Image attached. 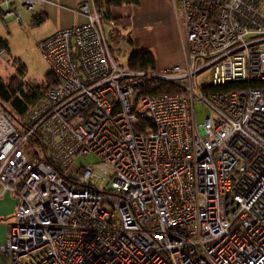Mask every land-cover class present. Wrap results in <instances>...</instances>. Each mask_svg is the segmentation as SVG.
I'll use <instances>...</instances> for the list:
<instances>
[{
  "label": "built area",
  "instance_id": "built-area-1",
  "mask_svg": "<svg viewBox=\"0 0 264 264\" xmlns=\"http://www.w3.org/2000/svg\"><path fill=\"white\" fill-rule=\"evenodd\" d=\"M47 1L0 0V19L27 10L36 25ZM173 3L182 64H119V24L94 0L36 44L59 82L17 118L0 107V196L19 203L10 264H264V0ZM161 80L180 92L146 90Z\"/></svg>",
  "mask_w": 264,
  "mask_h": 264
},
{
  "label": "crops",
  "instance_id": "crops-1",
  "mask_svg": "<svg viewBox=\"0 0 264 264\" xmlns=\"http://www.w3.org/2000/svg\"><path fill=\"white\" fill-rule=\"evenodd\" d=\"M82 2L90 0H49L37 8L39 23L44 28L41 39L61 27L85 21L84 14L75 11ZM109 11L119 24L120 34L113 39L114 48L118 47L117 43L123 44V54L128 50L131 52L132 48L150 50L155 56L157 68L171 63L182 64L183 30L178 24L173 0H137L136 3L111 7ZM18 204V198L13 193L5 192L0 196V245L6 238L8 224L13 221ZM0 264H10L1 251Z\"/></svg>",
  "mask_w": 264,
  "mask_h": 264
},
{
  "label": "rangeland",
  "instance_id": "rangeland-1",
  "mask_svg": "<svg viewBox=\"0 0 264 264\" xmlns=\"http://www.w3.org/2000/svg\"><path fill=\"white\" fill-rule=\"evenodd\" d=\"M264 14V4L261 9ZM23 20L22 23L14 22L11 18L8 19V24L5 26L0 19V39L5 46L7 53L5 58L0 59V76L4 82L11 80L13 85L18 89L22 86L19 85V75H24L29 78V84L38 86L39 90L44 87L46 82L45 76L50 72L49 65L45 58H43L40 50L36 47V44L41 39V35L44 32V28L41 23L33 24L32 14L27 10H22ZM107 30V27H105ZM110 44L115 46V41L109 38ZM127 45L130 47V43L126 40ZM130 51L128 50L125 54L120 55L116 53V60L121 65H126ZM23 67V73H19L17 70L18 66ZM208 69L200 72L197 76V84L201 86V79L205 76L210 78ZM196 111V120L198 123L202 122L204 117L210 113L208 106H205L202 101L197 100L194 104ZM15 126L20 130V125L17 124L16 120L12 121ZM99 157L93 153L87 155H78L75 163L77 165L85 166L88 163L97 162Z\"/></svg>",
  "mask_w": 264,
  "mask_h": 264
},
{
  "label": "trees",
  "instance_id": "trees-1",
  "mask_svg": "<svg viewBox=\"0 0 264 264\" xmlns=\"http://www.w3.org/2000/svg\"><path fill=\"white\" fill-rule=\"evenodd\" d=\"M99 5H104L105 11L110 15V8L114 6L124 5L125 3H136L137 0H94ZM36 24L39 23L40 17L37 16ZM0 48H5L0 39ZM126 65L131 68H155V56L147 49L140 48L138 50H132L129 53ZM23 67L20 65L17 67L19 73H23ZM46 82L44 86L51 87V85L57 84L59 81L56 80L50 71L45 76ZM255 86H264V80L255 81L252 83ZM246 84L243 82H230L226 85H216L212 87L213 91L224 90L228 91L231 89H238L244 87ZM150 94L162 95V94H173L180 92L177 85L169 83L167 81H152L148 84L146 89ZM42 91L39 90L38 86L28 84L24 88H16L13 85V81L8 80L6 82L0 76V107L6 113H10L15 118L25 113V111L32 105L37 99L40 98Z\"/></svg>",
  "mask_w": 264,
  "mask_h": 264
}]
</instances>
